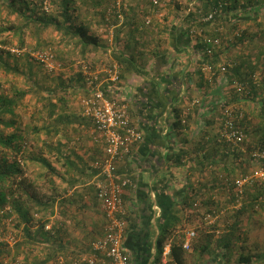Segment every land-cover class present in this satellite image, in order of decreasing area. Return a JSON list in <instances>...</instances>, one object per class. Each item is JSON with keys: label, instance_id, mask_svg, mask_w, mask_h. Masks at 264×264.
Returning <instances> with one entry per match:
<instances>
[{"label": "crops", "instance_id": "0c3cea01", "mask_svg": "<svg viewBox=\"0 0 264 264\" xmlns=\"http://www.w3.org/2000/svg\"><path fill=\"white\" fill-rule=\"evenodd\" d=\"M78 3L77 13L84 17L83 21L100 9L93 3L83 4L82 0ZM121 13L119 16H123ZM138 15L144 13L128 8L124 18L133 21ZM173 15L177 16L172 14L170 20ZM124 18L122 22L104 23L92 17L89 22L99 44L84 49L75 39L68 40V70L40 72L34 77L39 81L36 86L17 78L18 87L31 86L19 104L32 107V124L39 127L33 136L38 160L27 175L51 202L48 215L43 217L48 219L45 228L50 238L37 236V228L33 229L39 244L30 248L33 260H46L49 256L45 264H88L84 259L95 254L94 243L107 226L96 187L105 141L91 117L85 115L82 100L91 92L83 72L85 62L102 76L107 68L118 66L119 79L102 87L108 97L128 105L133 124L144 136L117 162L119 178L131 181L123 194L128 214L123 248L128 264H166L171 254L165 256L164 247L180 240L181 233L186 239L187 232L197 225L227 224L220 215L216 219L210 214L202 215L206 208L216 207L218 198L225 195H218L219 187L213 181L219 158L227 160L228 156V161H232L227 152L222 156L214 149L207 152L213 137L205 136V132L210 128L208 123L217 117L213 94H222V90H216L213 74L204 70L196 40L179 37L186 28L183 23H155L145 35V27L137 31ZM172 88L179 91L171 93ZM56 89L58 95L54 94ZM170 94L173 102L169 101ZM176 107L177 111L184 108L190 116L187 135H176L172 127ZM181 146L187 153L177 159ZM196 148L199 154H195ZM42 158L48 166L39 161ZM223 227L216 229V235L222 233ZM162 232L165 239L158 244ZM234 243L236 250L229 251L234 253L231 260L224 256L225 249L214 246L211 251L195 253L187 264H240L239 256L244 250L240 245H246L248 239L243 236ZM25 252L28 251L24 249ZM244 253L262 254L264 247H245ZM254 264L264 262L255 257Z\"/></svg>", "mask_w": 264, "mask_h": 264}, {"label": "trees", "instance_id": "16d2710c", "mask_svg": "<svg viewBox=\"0 0 264 264\" xmlns=\"http://www.w3.org/2000/svg\"><path fill=\"white\" fill-rule=\"evenodd\" d=\"M202 1L196 2L188 12L185 11L186 13L183 14V26L186 28L180 31L179 37L184 36L183 39L186 41L191 37L196 40L197 48L202 56L199 59L203 64L213 65L215 75L221 72L217 68L219 63L227 66L225 75L232 94H226L228 98L223 103L215 102L218 118L208 123L207 126L210 128L208 132H205V136L213 137L211 141L213 144L207 152L214 149L221 156L227 152L231 155L232 161H228V156L227 160L223 159L224 157L219 158L213 181L216 183L215 186L219 187L218 195L222 193L225 195L222 199L218 198L216 207L206 208L202 214L203 216L220 215L221 220L224 219L227 224L219 235H216V229L221 227V223L210 225L211 227L197 225L196 236L192 239L189 249L184 248L185 234L181 233L180 240L176 239L171 243V257L166 264H187L189 257L197 252L202 254L211 251L214 246L217 249H225L224 256L231 260L234 253H229V251L236 250L234 242L243 236L248 239V243L240 245L244 250L242 252L238 250L241 252L238 263L254 264L255 257L264 262V253L258 255L244 253L245 247L252 248L249 236L251 230L248 225L249 223L256 225L253 215L264 210V180H257L245 186L242 204L238 207L236 204V179L250 171L247 166L248 161H246L248 160L247 155L256 148L264 147V27L261 29L264 26L261 14L264 11V0ZM44 2L45 0H0V10L3 13L7 15L15 13L27 19L25 24L18 25L7 16L1 18L0 42L9 46L13 37L18 36L19 44L16 45L24 47L26 28L33 23L38 31L49 26L54 27L65 44L70 39H75L84 49L99 44L100 39L92 29L90 22L83 21L78 18V14L76 15L79 10L78 0H59L58 2L54 0L57 11L52 14L46 9V14L43 13L44 11L39 12L42 7L44 8ZM82 2L83 4L93 3L94 7H99L100 11L94 13L99 15L104 22L105 20L113 21L110 20L112 16L110 19L105 16L107 13V15H113L112 18H114L120 11L116 6V0H82ZM149 2L152 8L160 9L153 6L150 0ZM211 12L214 16L209 20L206 19ZM124 21L135 25L137 31H140L141 26L145 27V31L142 30L145 35L155 26L154 24L146 25L140 18H135L133 21L124 18ZM260 30L263 35L262 40L258 37ZM237 47H240L238 54L237 51L233 52ZM23 55L25 56L15 55L0 47V227L7 232V225L11 223L17 231H20V233H15L17 240L14 245H10L0 237V264H45L51 258L48 256L46 260H33L34 255L31 252L34 249L33 244L39 245L35 241L37 237L33 235V229L37 228V236H44L46 240L50 238L45 228L48 219L43 217L48 215L51 202L50 198L39 190L40 185L35 184L27 175L34 161L38 160L33 150L35 146L33 136L39 131V127L35 128L32 124L35 119L33 112L28 116L30 121L23 122L26 112H22V109L25 110L27 107L19 104L26 98L31 86L30 89H22L16 85L17 78L22 75L24 82L36 86L39 81L34 80V77L40 72L50 71L30 53ZM58 58L61 59L62 56L58 54ZM220 60L223 61L220 62ZM2 74L9 76V80H3ZM236 82L243 86L250 85V90L239 91ZM259 82L262 84L261 87L257 85ZM176 89H170L171 93L176 92L178 90ZM215 93L218 92L215 91L213 94L216 97ZM54 94L58 95L57 89ZM231 96H234L236 101L246 102V106L249 107V109L236 108L234 118L236 125L243 130L247 139H245L247 151L240 150L233 143L223 141L220 134L223 121L226 119L224 110L233 100ZM169 101H174L171 94ZM174 112L172 127L175 134L187 135L190 127L188 112L184 108L177 111V107ZM217 119L220 120L219 126L216 124ZM204 147L208 146L205 144ZM200 150H203V147ZM198 151L199 149L196 148L195 154H199ZM186 153L187 149L181 146L177 152L181 156H177V159H182ZM39 161L46 166L49 165L46 159L42 158ZM262 162L264 166V161ZM163 210L168 211L165 208ZM127 215L126 220L128 221ZM164 239L165 233L162 232L158 237V244H162ZM24 249L28 252L24 253Z\"/></svg>", "mask_w": 264, "mask_h": 264}, {"label": "built area", "instance_id": "2783aa9c", "mask_svg": "<svg viewBox=\"0 0 264 264\" xmlns=\"http://www.w3.org/2000/svg\"><path fill=\"white\" fill-rule=\"evenodd\" d=\"M153 6L160 7L162 0H150ZM121 1H116L120 10ZM49 1L45 0L44 8L49 10ZM192 7H190L191 9ZM117 9V10H118ZM214 14L211 12L206 19H211ZM150 22V21H148ZM217 42V41H216ZM0 47L7 49L15 55L30 53L49 71L62 69V63L56 58L51 48L40 50H28L26 47L6 46L0 42ZM205 71L215 74L213 65L204 63ZM217 68L225 72L226 66L221 64ZM83 72L86 82L91 88L89 95L83 98L82 103L85 115L91 117L95 128L101 133L105 141V156L98 163L100 179L96 183L97 194L102 201L103 209L107 218V226L101 238L94 243L95 254L84 259L88 264H128V256L123 248L124 235L127 228V210L124 206V189L131 182L130 179H120L117 171V162L124 155L132 150V147L140 143L144 136L142 131L133 124L128 105L125 102L110 98L106 95L103 85L106 82H116L119 79L117 65L106 69V75L102 76L100 71L94 69L87 62L83 63ZM238 90L244 89L241 83H235ZM226 119L223 121L220 134L224 141L241 145L245 141V134L235 121L232 107L224 110ZM245 151V149H243ZM254 159L264 161V147L250 151ZM257 180H264V166L252 170L236 179L237 207L242 204L244 187L253 184ZM211 216V215H210ZM217 216V215H213ZM196 236L195 230H189L184 241V248L189 249L192 239ZM165 256L171 254V243H168L163 250Z\"/></svg>", "mask_w": 264, "mask_h": 264}, {"label": "rangeland", "instance_id": "374dc122", "mask_svg": "<svg viewBox=\"0 0 264 264\" xmlns=\"http://www.w3.org/2000/svg\"><path fill=\"white\" fill-rule=\"evenodd\" d=\"M48 1H49V6H48L49 10H47V11L50 14L56 13L57 6L54 3V0L53 1L48 0ZM58 1L59 0H57V2ZM120 1H121V4H120L121 9H120L119 13L122 12L123 16H119V14L117 12L116 16L114 18H112L113 15H107L108 14L107 13L105 16L108 17V19H110V16H112L110 20H113V21H109V23H112V22L116 23L114 21L118 20V19H120L118 22H122V19H123L124 14H125L124 11H128V8L131 10H138L139 13H144L143 16L138 15L135 18H140L141 21H143L146 25H153V24L155 25V23H156V25L157 24L162 25V24L167 23V22L183 23L184 22V20H182L183 14L188 12L190 10V7L194 6L196 4V2L197 3H200V1L203 2L202 0H162V2H161L162 5L160 7H158L160 9H154L151 7L149 0H120ZM47 11L43 7L39 10V12H41V13L42 12L45 13ZM98 11H100V10H98ZM77 14L78 13H76V15ZM172 14H177V16L173 15L174 18L172 20H170L172 17ZM261 14L263 15L262 16V18H263L262 24L264 25V11H262ZM4 16L9 17L11 20L16 22L18 25L25 24L26 20H27L24 17L18 16L15 13L7 15L6 13H3L0 10V19L3 18ZM77 16H79L78 18L81 20H83L82 18H84L81 14H78ZM92 17L94 19L98 18L99 21L104 22L99 15H95V14L92 15L91 17H87L86 21H88V22L91 21ZM76 21L79 22V20H76ZM106 21H108V20H105L104 23H106ZM148 21H150V22H148ZM97 26H99V25H97ZM35 27H36L35 24L31 23L30 26L26 28V32H25V36H24L26 44L24 45V47H26L28 50H40V49L51 48L54 51V53L56 54L58 61H60L62 63V70H68V67H69V65H68V42L66 44L64 42H62L61 38H60V33L52 26H49L46 29H41V31L36 30ZM263 27L264 26H262L261 29H263ZM258 35H259L258 36L259 39L262 40L263 35H262L261 30L259 31ZM260 40H258V41H260ZM16 44H19V37L18 36L13 37L12 42L9 45L10 46H17ZM18 47H20V46H18ZM234 51L235 52L237 51L236 53L238 54L240 52V47L235 48L233 50V52ZM58 54H60L62 56L61 59L58 58ZM70 54L75 55V53H70ZM23 56H25V55H22L21 57H23ZM234 56L236 57V55H234ZM221 64L225 65L224 63H221ZM221 64L219 63L218 66H220ZM226 70H227V66H226ZM225 72L221 71L218 74L219 75L218 78H217L218 75H215V74L212 75L213 78L217 79V80L214 79L215 84H216L215 85L216 90L217 91H218V89L222 90V94L220 92L215 93L216 97H214L215 100L219 102V104L226 101V99L228 98L227 95L232 94L230 91V87L228 85V79L226 78ZM8 77L9 76L2 74L3 80H6V79L9 80ZM19 79L23 80L22 75L19 76ZM223 79H224V81H223ZM257 85L259 87L262 86L261 82H259ZM243 87H244L243 90H245V91L250 90V85L246 84V86L244 85ZM223 90L225 91L224 94H223ZM222 95H225V97H221ZM231 99H233V100H232V103L230 104L229 107H232V109L234 111V115H235V110H237L236 108L243 107L245 109H249V107L246 106V102L236 101L234 96H231ZM253 104H252V106H254ZM25 111H26V114H25V116H23V122L27 123L30 121V119H28V116L30 115V113L33 112L32 107L27 106V109H25V110L22 109V112H25ZM219 117H220V115H219ZM217 118H218V116H217ZM217 120L218 121H216V124L219 126L220 120L219 119H217ZM246 140L244 141L243 144L237 145V148L239 147L240 150L245 149V151H247L248 148H247ZM250 157H252V156L250 154H248L247 155L248 160H246V161H248L247 166H248V170H250L249 172H251L252 170H254L257 167L263 166L262 161H260L258 159H254L253 157L251 159ZM217 217H218V215L214 216L215 219ZM253 220L256 223V225H252V223H249V225H248V228H250V230H251V232L249 233L250 244L254 248L255 247L260 248L262 246L264 247V210H261V211L255 213V215H253ZM223 226H224V224L221 225V227H223ZM6 229H7V232H6V230H3L2 227H0V237L3 238L5 241H7L10 245H14V243L17 240L15 233L16 232L20 233V231L19 230L17 231V229L11 223H10V225L9 224L7 225ZM160 252L161 251H159V255L161 254Z\"/></svg>", "mask_w": 264, "mask_h": 264}]
</instances>
